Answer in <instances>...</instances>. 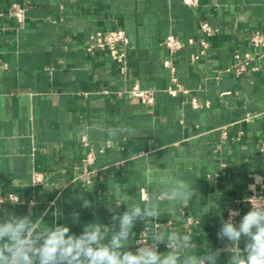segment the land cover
Returning a JSON list of instances; mask_svg holds the SVG:
<instances>
[{
	"label": "crops",
	"instance_id": "obj_1",
	"mask_svg": "<svg viewBox=\"0 0 264 264\" xmlns=\"http://www.w3.org/2000/svg\"><path fill=\"white\" fill-rule=\"evenodd\" d=\"M15 5L26 10L23 21L11 14ZM201 21L218 30L198 60L191 58L198 43L177 52L187 92L172 95L163 39H200ZM114 28L132 44L126 73L106 50H86L91 32ZM254 29L264 33V0H199L196 7L183 0H0V192L23 201H7L0 216L31 211L35 218L55 201L59 223L80 234L86 223L110 224L109 208L122 213L147 191L183 180L196 194L186 205L163 200L159 222L189 234L197 246L189 252L222 247L221 219L236 197L250 194L255 176L264 177V57L254 61L257 70L224 72L235 52L249 48ZM135 84L152 90L154 102L120 94ZM249 113L259 115L247 120ZM122 128L129 131H107ZM81 135L97 150L103 179L77 177L87 151ZM33 171L45 172L43 185H30ZM81 197L91 207L82 208ZM249 210L244 206L239 220ZM73 211L80 213L77 223ZM187 217L197 220L191 231L184 228ZM44 219L56 222L51 211ZM142 227L138 221L136 236Z\"/></svg>",
	"mask_w": 264,
	"mask_h": 264
},
{
	"label": "clouds",
	"instance_id": "obj_2",
	"mask_svg": "<svg viewBox=\"0 0 264 264\" xmlns=\"http://www.w3.org/2000/svg\"><path fill=\"white\" fill-rule=\"evenodd\" d=\"M110 136L117 131L108 129ZM249 186L254 195L248 198L250 210L242 216L238 209H229V218L221 219L217 238L222 247H206L202 252L191 236L159 222L162 216L161 202L181 201L185 205L196 194L193 187L183 180L177 181L167 190H150L138 203L125 204L126 210L115 211L112 207L111 222L106 225L99 221L86 223L80 234H75L66 224L59 223L63 213L56 202L40 216L28 214L0 216V264H219L221 256L227 254V264H264V195L255 194L257 185L264 189V177H254ZM81 207H91V201L81 197ZM18 200L15 202L18 203ZM35 206V202H31ZM55 223L48 225L44 217L49 214ZM209 209H204L208 215ZM80 213L73 211L71 219L79 222ZM142 222L144 230L137 240L135 251L129 242L135 238L133 228ZM46 225V227H45ZM243 243V247L241 246ZM160 245L167 251L161 253Z\"/></svg>",
	"mask_w": 264,
	"mask_h": 264
},
{
	"label": "built area",
	"instance_id": "obj_3",
	"mask_svg": "<svg viewBox=\"0 0 264 264\" xmlns=\"http://www.w3.org/2000/svg\"><path fill=\"white\" fill-rule=\"evenodd\" d=\"M184 4L190 7H196L199 4V0H183ZM11 14L18 18L19 21H23L26 17V10L15 5L12 8ZM200 30L203 36L200 39H196L194 37L188 38L186 41H183L176 35H168L163 39L162 44L165 46L168 57L164 60V65L170 69L171 72V82L172 85L169 86L168 92L172 95H177L179 92H187L186 89L182 87V84L179 82L177 76V68L174 62V57L177 52L182 49L187 44L192 45L198 43L200 45V51L198 53H194L191 55L193 61H196L200 58L201 55L205 54L208 47L210 46L209 38L218 30L211 23L207 21L200 22ZM90 43L86 46L87 51H93L94 49H102L106 50L109 55L120 63L121 72L126 73L127 71V55L129 49L132 47L129 36L126 31L119 28L114 29H97L90 33L89 35ZM248 44L249 48L245 51H237L234 53V63L224 69V72H233L236 76H241L248 72L250 69L257 70L258 67L253 66V63L256 59H260L264 57V33L258 29H254L251 31L248 36ZM120 94L127 95L131 98L140 99L145 103H153L154 102V93L152 90L143 88L139 84H135L130 89H125L121 91ZM193 104L198 106V101L193 99ZM259 114L249 113L247 114V120H253ZM79 142L87 149L85 154L82 156L80 162L76 165L78 169V178L84 179L86 182H91L93 178L103 179L102 168L96 167V157L97 150L94 145L88 139L86 135H81L79 138ZM218 148H216V151ZM259 150L264 154V141L261 142ZM102 151V149H101ZM256 177V176H255ZM46 182V174L42 171H33L32 177L30 181V185L33 187H37L43 185ZM255 181L249 184H254ZM255 194L264 195L263 189L260 185L256 186ZM254 192L250 190V194L246 197H236L233 201V205L229 209H238L241 215L242 208L247 206L249 209L251 208V204L248 203V198L252 197ZM18 195L12 192H0V208L7 201H17ZM19 202H23L19 198ZM228 209V210H229ZM239 215V216H240ZM239 216H237L236 222H239ZM229 218V214L227 212V216L225 220ZM197 223L192 217H187L184 222V228L186 231H191L192 227ZM168 228H172L173 224L171 222L165 223ZM144 230V227L139 231L135 238L134 248L137 244V240L140 239V233ZM137 239V240H136ZM166 248V247H165Z\"/></svg>",
	"mask_w": 264,
	"mask_h": 264
}]
</instances>
